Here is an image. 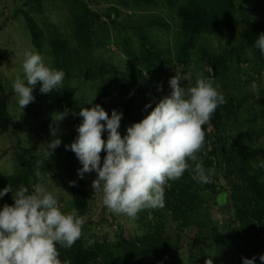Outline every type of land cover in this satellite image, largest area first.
Here are the masks:
<instances>
[{"label":"rangeland","instance_id":"374dc122","mask_svg":"<svg viewBox=\"0 0 264 264\" xmlns=\"http://www.w3.org/2000/svg\"><path fill=\"white\" fill-rule=\"evenodd\" d=\"M85 1L92 13L102 15V18L94 24V31L97 35L94 38H99V47H88L74 39L73 31H77V26L74 23L75 10H78L80 6L82 7V1L76 3L74 0H0V76L7 90L8 110L12 118L7 132H4L0 126V177L26 169V167H20L18 162V156L22 149L27 151L26 157L42 160L47 165L46 170L42 172L43 185L58 199L61 210L64 213L75 210L78 216L86 217L85 234L90 235L91 239H94L95 243L105 250H114L115 258H119L117 264H127L124 258L130 260L129 251L123 252L119 242L122 237L130 239L141 235L140 232H144L146 229L144 227L140 229L139 225L154 219L151 216L153 211H157L158 218L167 222L166 230H172L174 233L176 223L171 220L169 209L166 210L167 198H165L163 208L149 209L148 212L144 210L139 213L138 217L148 216V219L133 221L124 215L111 213L103 204L102 196L93 195L94 190L91 185L92 181L96 179L97 173L86 174L83 181L80 182L78 172H74V174L70 172L72 171L70 163L76 158L70 156L71 150H66L64 145L71 144L78 135L77 127L83 120L79 116L81 108H91L95 105L92 104L93 102L96 103L97 100L101 99L95 88V84L99 85L101 79L94 83L84 80L83 74L79 77L81 68L78 69L75 64L72 68L78 70L75 74L77 76L74 75V72L73 74H66L63 81L66 89H64L65 87L61 89L64 92L67 88H75L74 97L78 101L76 109L70 108L67 104H65V108L60 109L53 97L57 95V92H60V89L49 94H41V84H38L33 91L34 102L30 103L24 110L18 106L17 97L12 91V84L18 75L23 78L24 52L31 50L40 53L45 58L46 64L57 70H63L60 63L64 60L57 57L44 39L40 41L36 39L31 31L32 21L28 20L27 14L33 17L47 35L48 32L56 30L61 38L65 37L66 39L68 37L70 44L67 46L73 53H79L83 57L84 63L88 62L96 67L98 54L99 57L103 58L102 63L115 66L118 76L121 72L130 73V68L131 70L142 68L140 62L132 59V56L141 55L143 50L142 36L137 28L138 26L146 27L144 33L148 38L147 41L157 48L163 49L167 54L164 65L159 66L151 73L144 69L141 71L143 76L149 79L148 94L150 101L155 102L156 105L163 96L170 95L169 80L176 72L191 76L190 82H183L185 87L195 86L196 79L201 72L199 64L205 63V70L212 75L214 70L211 65L206 64L203 51L221 54L226 53L231 46L238 45L240 43L239 31L244 26L246 18H264V0H233L236 6L237 27L234 30H226L218 34H202L191 51L189 63L180 62L176 58V48L180 43V37L176 36L180 22L177 9L187 0H177L173 8L168 6L166 0ZM112 6H116L120 12L118 15L113 14V18H110L107 13L111 12ZM154 18L165 20L169 24V30L161 24H156V20L151 26L150 21ZM37 43L42 45L37 46ZM128 47H130L131 55L126 52ZM241 55L245 61L229 62V77L222 78L217 84L225 99L227 97L233 98L235 102L239 101L242 104L234 108L232 114L227 117L219 133V138L222 136L223 140L220 141L214 135L212 125L209 126L213 141L219 147L218 156L213 159H218L222 166H224V157L221 149L224 140H227L226 143L230 147L234 143V149L240 152L241 156L251 160L254 165L260 166L264 162V153L256 151V149L264 150V63L261 64L254 57L253 50L250 48L244 49ZM247 59L249 62H246ZM259 69H261L260 72H256ZM253 81L257 84L255 91L250 87ZM102 82L104 81L101 80V84H103ZM161 86L162 91L159 90ZM112 90L114 93L117 91L114 85ZM133 93L134 91L131 90L128 94L133 95ZM261 93L262 96H260ZM119 95L121 96L122 93ZM64 109H68L70 114L59 125V138L62 140V144L51 157H46L42 144L50 142L53 138L50 131L53 114L64 111ZM105 110L110 112L109 109ZM128 127L127 120L122 118L121 127L118 129L122 136L127 134ZM104 134L108 135L107 132ZM212 147L213 144H209L208 149ZM251 151L254 152L251 153ZM224 173L225 171L218 170L219 181L217 183H222L221 190H231L225 181ZM70 182L83 185L89 192L90 208L85 214L77 212L72 205V185ZM166 186H170V181ZM206 198L208 203L204 208L211 215H214L216 223L221 228L223 223L234 215V211L228 207L231 200L229 198L225 204L218 206L214 204L215 198L212 195H206ZM2 208L0 203V210ZM161 210L164 213H161ZM178 244L176 252L173 253L174 257L170 261L163 259L164 261L162 260L157 264H201L204 256L200 255L196 248L195 255L191 258L190 247L185 236H182ZM213 247L212 249L206 248L205 259L211 258L213 264H227L226 255L218 251L215 246Z\"/></svg>","mask_w":264,"mask_h":264},{"label":"trees","instance_id":"16d2710c","mask_svg":"<svg viewBox=\"0 0 264 264\" xmlns=\"http://www.w3.org/2000/svg\"><path fill=\"white\" fill-rule=\"evenodd\" d=\"M74 1L76 3L82 1V7L80 6L82 9L78 7V10H75L74 23L77 26V31H73L74 39L88 47H99V38H94L96 35L94 24L102 18V15L92 13L85 0ZM166 1L168 6L173 8L177 0ZM235 10L236 6L233 0H187V2L179 5L177 13L180 22L176 36L180 37V43L176 48V58L180 62L189 63L191 51L194 49L197 39L204 33L218 34L226 30H234L238 24L235 19ZM119 12L116 6H112L111 12H108L107 15L113 18V14L118 15ZM27 18L32 21L31 31L36 39H39V41L44 39L57 57L64 59L60 66L67 75L73 74V72L75 75L78 72V70L72 68L76 64L78 69L81 68L79 77L83 74L84 80L91 83L100 79L104 81L103 84H101V80L99 85L95 84L101 99L97 100L96 103L93 102V105L99 104L104 109H109V113L113 109L122 112V118L127 120L129 126L142 121L154 109L155 102L150 101L148 94L149 79L144 77L141 71L144 69L151 73L159 66L164 65L167 54L163 49L157 48V46L147 41L148 38L144 33L146 27L138 26L137 28L142 36L143 50L140 56H132V59L140 62L142 68H135L134 70L130 68L131 72L127 71L130 73L121 72L118 76L115 66L102 63L103 58L99 57L98 54L96 67L88 62L84 63L83 57L77 52L73 53L67 46L70 44L68 37L66 39L65 37L61 38L56 30L48 32L47 35L33 17L27 14ZM154 20H156V24H161L169 30V24L161 18L152 19L150 21L151 26L154 25ZM261 33H264V18L251 19L247 17L244 26L239 31L240 43L238 45L231 46L226 53L221 54L213 51H203L206 64L211 65L214 72L211 75L205 70V63L199 64L201 70L199 76L202 75L204 78L211 79L214 86L217 85L222 78L229 77V62L237 61L239 63L244 60L241 53L246 48L252 49L254 57L263 64L264 54L255 47V41ZM37 44V46L42 45L41 43ZM126 52L131 55L130 47L126 48ZM246 62H249V59ZM260 70L256 72H260ZM113 85L117 90L115 93L112 90ZM63 87L66 89V85H63ZM131 90L134 91L133 95L128 94ZM218 90L220 91V89ZM75 92V88H67L64 92L63 89H60V92L53 96L56 105L60 109L65 108V104L76 109L78 101L74 97ZM119 93H122V95L120 96ZM260 96H262V93ZM225 100L226 103L216 109L210 122L203 126L205 144L202 152L198 154L203 160L205 169H215V175L212 177L213 183L204 185L197 183L192 179V173L185 171L179 180L170 181L169 187L165 185L166 210L169 209L171 220L176 223L175 231L172 233V230H166L167 222L158 218L157 211H153L151 216L154 219L139 225L140 229L143 227L146 229L144 232H140L141 235L130 239L122 237L119 242L123 252L129 251L130 260L123 257L127 264H157L163 259L170 261L174 257L173 253L176 252L182 236H185L190 247L191 258L194 257L196 248L199 254L204 256L201 264H205L208 260L205 259L206 248L212 249L213 246L221 251L223 255H226L227 264H243V258L245 257L249 259L256 257V264H264L259 259L261 255H264V168L261 165H254L251 160L249 161L248 158L241 156L240 152L234 149V143L230 147L226 143L227 140L222 142L221 149L224 166L221 165L218 159H213L218 156L219 147L213 141L209 126L212 125L214 135L220 141L223 140L222 136L219 138V133L227 117L232 114L234 108L242 104L229 97ZM150 103L152 107L145 110V106ZM11 120L8 110V94L0 76V126L4 132L9 130ZM103 137L107 140L108 135L103 134ZM209 144H213L211 149H208ZM256 151L264 153V150L256 149ZM102 152L105 154L106 151ZM26 153L27 151L22 149L18 156L20 167H26V169L12 175L1 176L0 190L10 184L14 192L20 186L28 187L31 191L32 185L40 182L35 176V165L39 159H30L26 157ZM103 153H101L102 163L106 155ZM70 156L76 158L70 163L72 167L70 172L74 174V172H78L82 165L74 152ZM46 168L47 165L44 163L40 168L41 173ZM218 170L225 171L224 178L231 190H221L222 183H217L219 181ZM83 179L80 178V182ZM71 189L73 207L80 214H85L90 208L88 190L80 184H75ZM206 195H212L215 198L214 204L218 206L225 204L229 198L231 200L228 207L234 211V215L226 220L221 228L216 223L214 215H211L204 208L208 203ZM12 196L13 194L9 192L6 196L0 198L1 206L3 207L4 204L12 205L14 203ZM148 210H145V212H148ZM161 213H164L163 210H161ZM138 219L142 221L148 219V216H140ZM84 227L83 232L85 233ZM88 237L91 238L90 235ZM84 243L82 237L70 249L57 245L62 264H117L119 258H115L114 250L107 251L97 243L85 248Z\"/></svg>","mask_w":264,"mask_h":264},{"label":"clouds","instance_id":"9594fccd","mask_svg":"<svg viewBox=\"0 0 264 264\" xmlns=\"http://www.w3.org/2000/svg\"><path fill=\"white\" fill-rule=\"evenodd\" d=\"M255 47L264 54V33L255 41ZM22 70L23 78L16 77L12 91L23 110L35 101L33 91L38 84L42 85L41 94L63 87L66 73L48 66L38 52H24ZM184 81L190 82L191 76L176 72L169 80L170 95L163 96L142 121L129 126L124 136L118 131L122 112L113 109L109 116L99 104L81 108L79 116L83 120L77 127L78 135L64 147L81 163V179L85 174L97 173L91 185L93 195H101L111 213L134 221L144 210L163 208L165 185L179 180L185 171L192 173L197 183H213L215 169H205L198 154L205 144L203 126L226 100L211 79L198 76L195 86L188 87ZM250 87L255 91L256 82ZM151 107L150 103L145 110ZM68 114V109L53 114V138L42 144L46 157L61 146L59 125ZM102 151L106 155L101 165ZM43 164L37 160L35 176L40 182L33 184L31 191L20 186L14 192L10 184L0 190V198L11 192L14 201L0 210V264H62L57 245L70 249L82 237L85 248L95 243L83 232L86 217L78 216L75 210L64 213L58 199L43 185ZM70 183L75 186V182ZM259 259L264 262V255ZM205 264H213V260L209 258ZM243 264H256V257L243 258Z\"/></svg>","mask_w":264,"mask_h":264}]
</instances>
